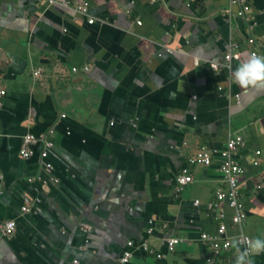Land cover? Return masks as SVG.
<instances>
[{
	"label": "crops",
	"instance_id": "obj_1",
	"mask_svg": "<svg viewBox=\"0 0 264 264\" xmlns=\"http://www.w3.org/2000/svg\"><path fill=\"white\" fill-rule=\"evenodd\" d=\"M83 1L92 25L41 0H0V219L17 222L0 242V264H121L126 241L147 238L151 219L148 243L165 257L136 251L128 264H209L201 235L218 227L207 205L225 188L219 157L190 167L194 181L177 195L175 183L201 146L220 150L233 135L244 141L234 153L244 169L242 231L264 238V89L232 76L249 53L264 54V0H248L244 20L230 14V0ZM230 44L239 59L214 70ZM51 128L61 185L27 220L20 194L30 189L25 178L35 181L41 144L24 161L22 136ZM221 208L236 235L232 210ZM80 220L94 227L90 241ZM167 237L181 239L174 252ZM237 254L232 247L214 264H234ZM254 260L264 264V254Z\"/></svg>",
	"mask_w": 264,
	"mask_h": 264
},
{
	"label": "built area",
	"instance_id": "obj_2",
	"mask_svg": "<svg viewBox=\"0 0 264 264\" xmlns=\"http://www.w3.org/2000/svg\"><path fill=\"white\" fill-rule=\"evenodd\" d=\"M48 7H58L75 13L78 16H81L87 19L89 25L94 24L95 20L90 16L89 6L83 0H41ZM153 1V0H152ZM230 14L232 13L233 8H236L237 11L234 13V16L238 19L244 20L247 15L250 13V5L248 0H230ZM138 25L141 26V22H138ZM248 45L256 44L254 39L249 38L247 40ZM259 45V44H257ZM260 46H262L260 44ZM236 46L230 44L229 50L224 55V62H210V66L214 70H219L221 68L229 69L234 60H238L240 54L238 51H234L233 48ZM170 51V49H167ZM251 53H256L255 51ZM84 70L89 72V66H85ZM41 69H38L34 75L40 76ZM73 71L76 72L77 68H73ZM5 91L0 92V96L4 95ZM2 103L0 102V106ZM65 115H62L64 118ZM55 131L53 128L49 130L47 134H42L40 136H35L31 133H27L23 137L19 155L22 159H29L33 153V146L37 144L40 140L43 143V149L41 151L42 159H46L49 156V151L54 147L53 135ZM244 141L240 135L230 136L224 148L220 150H212L208 146H201L194 154L189 156L186 159L187 165L182 169L178 174L175 183V193L180 194L188 185L193 183L194 175L190 171L192 166H203L209 167L213 164L215 156L219 157L220 160V169L222 172V181L225 184V188L217 189L215 192V198L213 201L208 203L207 211L210 215L214 216L218 221V227L215 234L202 233L201 240L207 242L212 250L211 257L207 258L209 264H214L215 257L219 256L222 252L229 251L231 246V241L233 237H238L241 241L242 246L246 245L249 237L245 235L242 231V226L246 221V211L244 203L239 192V180L244 173V169L236 161L234 157L235 151L239 147L243 146ZM47 170L52 169L51 163L46 164ZM30 181V180H29ZM226 203L228 207L232 210L231 225L233 228L237 229L239 232L236 235L230 236L227 234V225L225 222L226 215L224 210L221 208L222 205ZM200 202L196 200L194 202L195 206H199ZM31 209V198L29 196L24 197L22 212L28 213ZM214 214V215H213ZM150 224L152 227L148 230V233H152L155 230L154 221L151 220ZM17 228V222L14 219L0 221V239L11 237ZM181 243V239L177 237L166 238L164 244L167 246L169 252H174L176 246ZM139 251L146 255L156 256L158 259H162L165 255L156 252L148 243H138L134 241H129L127 243V249L124 251V255L120 262L126 264L135 256V252Z\"/></svg>",
	"mask_w": 264,
	"mask_h": 264
},
{
	"label": "water",
	"instance_id": "obj_3",
	"mask_svg": "<svg viewBox=\"0 0 264 264\" xmlns=\"http://www.w3.org/2000/svg\"><path fill=\"white\" fill-rule=\"evenodd\" d=\"M2 107H3V103L2 105L0 106V110H2ZM0 126H1V121H0ZM26 133H29L26 132ZM3 135V131H2V128L0 129V137H2ZM25 133L23 134L22 136V140H21V144H22V141H23V137H24ZM40 136V135H39ZM38 137V136H37ZM38 143L41 144V151L43 149V143H42V140H40ZM21 148V146H20ZM54 149V147L52 148ZM51 149V150H52ZM34 150V149H33ZM51 150L49 151V156L46 158V159H42L41 157V151H40V154H39V158H40V162H39V169L37 171V173L34 174V178H35V181L32 183V181H29L28 179L25 178V183L29 184V187L30 189L27 190V191H24L20 194V197H21V200H22V205H23V199L24 197L26 196H29L31 198V209L28 213H23L21 208H22V205L20 207V212H19V215L24 218V219H29L30 217L33 218V216H35L36 214V209L38 208V206H40L43 201H44V198L45 196L51 192L52 189H55V188H60V185H61V179L59 178L58 176V172L55 168V166L53 165V162L52 160L50 159V153H51ZM20 151V150H19ZM35 153V152H34ZM34 153L33 155L30 157L32 158L34 156ZM19 155V153H18ZM20 157V156H19ZM21 158V157H20ZM29 158V159H30ZM22 159V158H21ZM24 161H27L28 159H22ZM47 163H51L52 165V169L51 170H47V167H46V164ZM42 171V172H41ZM66 173L69 174L71 173L70 169L66 168ZM117 194L114 195V197L116 196ZM114 201V200H113ZM111 199L110 201V205H112V203H114ZM154 221V223H156L155 219H151ZM148 221V224L146 226V234H147V238L145 237L146 235L142 236V238L139 240V241H136V240H133V239H129L126 241V244H125V247H124V250L122 251L121 255H120V258L119 260L122 259L123 255H124V251L127 249V243L129 241H134L136 244L138 243H148V238L153 234L154 231H152V233H148V230L152 227V224H150V221ZM0 221H4L3 219H0ZM76 227L78 229H81L83 233L86 234L85 236V240L86 241H90V236L92 235L93 233V230H94V227L90 224H88L87 222H85L84 220H80L76 223ZM17 229V228H16ZM16 232V231H15ZM14 236V234L11 236V237H6V238H3V239H0V242L1 241H5V240H8V239H11L12 237ZM168 238V237H167ZM149 244V243H148ZM159 253H161L159 251ZM137 253H135L136 255ZM163 254V253H161ZM146 255V254H145ZM76 262V261H75ZM129 263V262H128ZM126 263V264H128ZM122 264V263H121Z\"/></svg>",
	"mask_w": 264,
	"mask_h": 264
},
{
	"label": "clouds",
	"instance_id": "obj_4",
	"mask_svg": "<svg viewBox=\"0 0 264 264\" xmlns=\"http://www.w3.org/2000/svg\"><path fill=\"white\" fill-rule=\"evenodd\" d=\"M233 82L244 89H264V54L249 53L232 72ZM231 246L238 253L234 264H255L254 257L264 254V238H249L242 246L238 237H233Z\"/></svg>",
	"mask_w": 264,
	"mask_h": 264
}]
</instances>
